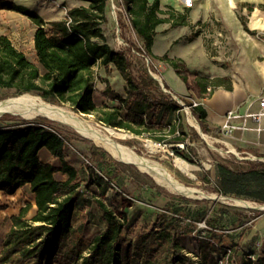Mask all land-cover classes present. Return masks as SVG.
<instances>
[{"label":"trees","instance_id":"16d2710c","mask_svg":"<svg viewBox=\"0 0 264 264\" xmlns=\"http://www.w3.org/2000/svg\"><path fill=\"white\" fill-rule=\"evenodd\" d=\"M82 1L88 6L69 10L66 19L45 21L28 7L0 0V10L20 13L36 26L33 39L36 62L0 33V90L14 91L17 95L37 94L50 103L67 104L77 113L94 115L105 127L168 146L175 157L197 165L187 144L190 134L182 115L183 107L165 95L147 71L136 76L128 53L108 43L102 25L107 22L110 0ZM122 1L141 44L138 51L168 64L188 83L178 61L167 54L153 55L158 28L164 24H170V28L186 26L188 11L180 14L172 8L164 10L159 0ZM243 24L247 32L257 35L248 29L245 20ZM96 67L108 72L115 68L125 81L124 94L105 81L104 101L98 105L94 99ZM221 83V80L212 82L214 86ZM197 84L205 93L204 79ZM189 107L202 130L209 133L206 109L201 103L193 106L190 102ZM8 117L10 122H0V191L13 195L27 188L33 195L36 211L30 220L25 219L27 207L12 217V227L0 249V264H221L226 257L234 264H264V256L241 253L242 243L252 228L247 226L248 220L219 212L217 207L183 212L177 205L168 204L151 228L130 237L126 233V220L98 201L106 229L92 239L86 238L74 225L84 186L79 171L67 161L66 140L46 124L47 119L30 122ZM216 134L219 136L220 132ZM180 143L186 144L184 150L176 147ZM44 151L59 160L60 166L44 162L41 158ZM92 155L108 181L99 175L94 178L86 175L91 184L101 189L102 194L116 189L115 181H119L120 175L106 163L107 153L94 147ZM58 174L65 179L58 178ZM215 184L224 196L264 205L262 163L243 170L218 164ZM143 204L151 206V197L144 198ZM200 224L206 228H200ZM225 238L229 239L228 245ZM190 239L197 243L193 256L184 245Z\"/></svg>","mask_w":264,"mask_h":264},{"label":"rangeland","instance_id":"374dc122","mask_svg":"<svg viewBox=\"0 0 264 264\" xmlns=\"http://www.w3.org/2000/svg\"><path fill=\"white\" fill-rule=\"evenodd\" d=\"M42 18L45 21H49L45 15H43ZM102 29L112 48L116 50H125L128 53L129 60L133 66L132 71L136 76L143 71H147L157 81L163 93L178 101L183 107L182 115L187 123L188 132L190 134L187 144L197 162V165L187 162L191 166L193 177L182 172L175 166V155L168 146L158 143L161 150L156 153H151L145 147V140L151 139L142 136H132V134L126 131L115 129L127 135L126 139H117V141L130 148L138 155L146 157L151 162L157 164L179 183L188 188L200 191L204 196L196 195V197H188L169 192L166 188L157 184L148 174L142 173L132 165L117 161L104 149L98 147L89 139L79 135L68 126L57 121H51L47 117L39 116L33 119H27L19 115L9 114L1 116L0 122H10L11 120H9L8 116L15 117L16 121L34 122L47 119L48 122H46V124L55 128L64 137L68 145L67 161L79 171L80 183L84 186L82 190L83 196L79 199L76 209L74 225L79 228L86 238L92 239L93 236L102 233L106 229L103 213L98 206V201L103 202L107 207L114 210L119 217L126 220V233L130 237L151 228L156 222L158 213L168 204L177 205L183 212H186L188 209L198 211L204 207L209 209L217 207V209L220 210L219 212H229L231 215L237 216L242 220H248L247 226L252 227L242 243L244 251L241 253L248 254L252 253L250 251L253 250L256 254L264 256V205L241 199L242 201L252 203L251 208L236 206L232 203V199L230 200V198L234 197L224 196L218 191L215 184L216 165L225 164L234 170L242 169L245 166H240L238 164L240 161L236 154L231 152L228 153V149L224 144L214 141L213 138H216V135L205 133L202 130L200 122L189 107L190 102H198V97L181 96L179 93L167 88L166 81L172 88L177 90L184 89L185 85L184 82L179 79V75L174 68L168 69L166 63L152 60L145 53L138 51V49L141 48V44L133 30L122 0H110L107 10V22L102 25ZM0 32L8 34L15 47L22 50L32 62H36L35 49L32 48L34 26L31 22H16L14 19L8 21V19L6 20L0 17ZM156 52L157 50H155V53ZM184 70L185 69H182L184 72L183 75L187 76L189 82L187 84H192L194 86L193 82L196 81V79L193 73ZM110 71L111 72H108L103 67L95 68L97 90L94 94V99L98 105H101L104 101L102 91L106 87L105 81H109L113 90L124 94L125 81L115 68L112 67ZM27 94L74 113L88 125L92 124L91 126L102 129L107 128L99 123L94 115L77 113L67 104H54L44 100L40 95ZM19 96L20 95L15 94L14 91L0 90V102ZM193 124L199 125L201 132L205 134L208 139L205 140ZM94 147H98L107 153L105 157L106 163L120 175L119 181H115L116 189H109L104 194H102L101 189L98 190L96 185L91 184V181L84 172L85 166L81 156L88 157L93 163H97L96 159L92 157ZM41 158L44 162L60 166V161L53 158L45 151L41 153ZM57 177L65 179V176L61 174H58ZM206 179H209V181ZM214 196L217 198L216 201L209 198H214ZM148 197H151V206L143 204V199ZM205 197H208V199ZM184 198L187 200H182ZM26 207L29 208V210L25 219L30 220L35 214L36 207L33 195L27 188L20 189L13 195H8L0 191V249L7 233L12 227V217L20 215L21 210ZM199 227L206 228L204 224H200ZM224 241L226 245H228L229 239L225 238ZM184 245L186 251L189 252L190 255H196L197 243L193 239H190ZM250 247L253 249H250ZM134 264L138 263L134 262ZM221 264L234 263L228 261V257H226Z\"/></svg>","mask_w":264,"mask_h":264},{"label":"crops","instance_id":"0c3cea01","mask_svg":"<svg viewBox=\"0 0 264 264\" xmlns=\"http://www.w3.org/2000/svg\"><path fill=\"white\" fill-rule=\"evenodd\" d=\"M7 1L28 7L38 12L41 17L45 15L49 21L64 20L69 10L88 6L82 0ZM154 1L149 0L150 3ZM159 2L164 10L172 8L180 14L187 10L188 24L175 28H170V24L160 26L153 55L162 57L167 54L170 59L178 61L182 69L191 71L196 79L193 86L178 76L184 82V89H174L167 81L166 85L181 96L198 97V102L208 114L206 124L209 133L218 136L216 133L220 132L229 111L240 109V112H244L251 101L264 95V0H159ZM0 17L8 21L14 19L16 22H31L26 16L8 10H0ZM242 19L246 21L248 29L257 35L247 32ZM33 26L35 33L36 26L34 24ZM168 69L173 68L168 65ZM200 79H204L205 93L197 84ZM218 80L222 83L214 86L212 82ZM258 110L259 104L255 102L252 111ZM250 126L255 125L250 123ZM240 136V133H237V137ZM243 139L244 141L234 140L231 143L240 157L238 164L245 166L239 170L258 163L264 164V131L257 133L249 130Z\"/></svg>","mask_w":264,"mask_h":264},{"label":"bare ground","instance_id":"6f19581e","mask_svg":"<svg viewBox=\"0 0 264 264\" xmlns=\"http://www.w3.org/2000/svg\"><path fill=\"white\" fill-rule=\"evenodd\" d=\"M8 113L12 115H19L27 119L44 116L51 121L62 123L73 129L79 135L89 139L98 147L104 149L111 157H113L117 161L132 165L142 173L148 174L154 179L157 184L166 188L169 192L185 195L188 197H196V192H199L201 194L200 191L193 188H188L176 181L170 174L162 170L157 164L151 162L146 157L138 155L130 148L119 143L117 139H126L127 135L125 133L118 132L117 130H115V128L107 127L102 129L91 126L92 124L88 125L80 118H78L74 113L66 111L62 107L60 108L56 105L46 103L40 98L32 96L30 94L20 95L19 97L10 98L6 101L0 102V117ZM193 125L201 133L205 140L208 139V137L201 132L199 125ZM145 147L151 153H156L161 150L160 145L151 140H145ZM232 152H234L233 149ZM175 158V166L182 172L193 177V174L191 173V166L182 158ZM231 201L234 205L240 207L251 208L252 206V203L242 200L232 199Z\"/></svg>","mask_w":264,"mask_h":264},{"label":"built area","instance_id":"2783aa9c","mask_svg":"<svg viewBox=\"0 0 264 264\" xmlns=\"http://www.w3.org/2000/svg\"><path fill=\"white\" fill-rule=\"evenodd\" d=\"M255 102L259 104L258 111H252V107ZM193 106H198L199 102L192 101ZM250 123H253L255 126L251 127ZM254 130L257 133L264 131V95L259 96L256 100H253L249 103L248 107L244 112H240V109H235L229 111L224 119V123L221 126L220 134L216 138H213L215 142L224 144L228 153L232 152V141H244V134L249 131ZM237 133H240V137H237ZM177 148L184 150L186 144L180 143L176 145ZM238 158L239 155L236 149H233ZM84 164V170L88 177H95L99 175L108 181L102 171L89 159L88 157L81 156ZM254 259V258H253Z\"/></svg>","mask_w":264,"mask_h":264},{"label":"water","instance_id":"95a60500","mask_svg":"<svg viewBox=\"0 0 264 264\" xmlns=\"http://www.w3.org/2000/svg\"><path fill=\"white\" fill-rule=\"evenodd\" d=\"M9 114H10V113L5 114V115H9ZM196 195H197V196H198V195H199V196H200V195H201V196H204V195L200 194L199 192H196ZM205 198L208 199V197H205ZM209 198L212 199V200H215V201L217 200V198H212V197H209ZM231 199H234V198H230V200H231Z\"/></svg>","mask_w":264,"mask_h":264}]
</instances>
